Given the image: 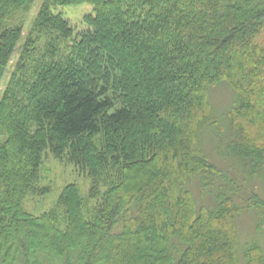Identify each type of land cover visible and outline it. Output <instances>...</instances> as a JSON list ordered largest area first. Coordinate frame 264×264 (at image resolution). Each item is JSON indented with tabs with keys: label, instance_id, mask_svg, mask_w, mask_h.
I'll return each mask as SVG.
<instances>
[{
	"label": "trees",
	"instance_id": "obj_1",
	"mask_svg": "<svg viewBox=\"0 0 264 264\" xmlns=\"http://www.w3.org/2000/svg\"><path fill=\"white\" fill-rule=\"evenodd\" d=\"M33 1L0 0V83L17 53L0 96V264H264L237 234L247 208L264 226V200L242 199L202 146L218 138L243 180L264 179V0H44L24 33ZM83 3L74 34L52 9ZM221 81L223 126L208 100ZM47 149L91 185L33 215L22 201Z\"/></svg>",
	"mask_w": 264,
	"mask_h": 264
},
{
	"label": "rangeland",
	"instance_id": "obj_2",
	"mask_svg": "<svg viewBox=\"0 0 264 264\" xmlns=\"http://www.w3.org/2000/svg\"><path fill=\"white\" fill-rule=\"evenodd\" d=\"M44 0H34L25 15L24 20V33L31 25L38 8ZM55 13H60L63 18L67 19L70 26L75 32L84 29L82 18L84 15L93 13L92 6L87 3L56 7L52 9ZM17 53L11 58V61L6 69V73L2 82L0 83V96L4 88L5 82L7 81L13 62L16 60ZM234 99V93L229 85L225 81L219 82L213 88H210L208 93V100L211 106L214 108L216 113V119L219 121L221 126L224 125L223 114L230 108ZM215 139V138H214ZM217 141L213 142L209 139L202 141L204 151L207 152L210 160L220 169L224 171L226 181L231 180L235 182L238 187L242 188L241 196L242 199L248 197L254 191L261 199L264 200V179H254L245 181L235 171L234 167L230 164L228 157L224 158L218 150ZM231 178V179H230ZM215 184L223 182L219 177H214ZM73 183L78 187V190L82 196H86L88 189L91 185V180L88 176L80 173L74 167V165L67 163L66 161H60L53 157L49 149H47L42 156V164L38 172V180L35 185L33 192L27 193L22 201L23 209L33 215H39L48 211L54 206L57 198L64 185ZM196 197L198 204H206L209 202V192L206 190V195L200 197L199 195V182H193L187 185ZM47 188L48 191L42 193V189ZM203 198V199H202ZM93 205L96 199L90 200ZM260 222L258 213L254 210L247 208L237 218V234H238V251L240 255L247 244L257 243L264 251V226L257 229V224ZM239 264H246L245 260L240 258Z\"/></svg>",
	"mask_w": 264,
	"mask_h": 264
}]
</instances>
